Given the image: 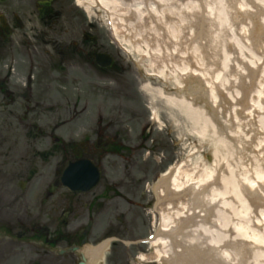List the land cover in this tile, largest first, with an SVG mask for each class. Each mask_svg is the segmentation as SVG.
<instances>
[{
	"label": "flooded vegetation",
	"instance_id": "flooded-vegetation-1",
	"mask_svg": "<svg viewBox=\"0 0 264 264\" xmlns=\"http://www.w3.org/2000/svg\"><path fill=\"white\" fill-rule=\"evenodd\" d=\"M0 16L8 31L0 25V264H132L156 169L152 119L137 134L133 124L139 77L123 48L64 0H39L31 30L14 13ZM55 83L84 100L66 121L68 142L55 136L63 125L39 127L40 94ZM40 139H59L52 179L40 180V161L52 165L40 157ZM70 165L83 186L97 176L92 189L63 187ZM89 248L99 249L95 262Z\"/></svg>",
	"mask_w": 264,
	"mask_h": 264
},
{
	"label": "bare ground",
	"instance_id": "bare-ground-1",
	"mask_svg": "<svg viewBox=\"0 0 264 264\" xmlns=\"http://www.w3.org/2000/svg\"><path fill=\"white\" fill-rule=\"evenodd\" d=\"M79 5L86 12L96 6L109 14L117 35L140 44L151 58L150 78L168 82V69L176 75L171 79L180 96L148 84L141 90L185 113L196 136L209 134L225 153L212 151L210 167L183 160L162 176L155 189L159 229L150 241L151 253L140 255L138 263L264 264V161L250 155L252 174L232 161L239 139L233 125L253 137L264 129V0H91ZM203 95L205 106L192 104ZM233 113L237 117L231 121ZM98 253L88 250L86 256L95 262Z\"/></svg>",
	"mask_w": 264,
	"mask_h": 264
},
{
	"label": "rangeland",
	"instance_id": "rangeland-1",
	"mask_svg": "<svg viewBox=\"0 0 264 264\" xmlns=\"http://www.w3.org/2000/svg\"><path fill=\"white\" fill-rule=\"evenodd\" d=\"M37 1L39 0H5L3 4L4 6L0 7V10L6 11L9 15L12 13L16 14L20 18L24 28L31 30L34 22L31 20L33 16L36 15ZM79 1L84 4H89L91 2V0H64L65 4L70 5L72 10L78 12L82 18L88 22L97 24L98 28L109 35L111 39L115 40L116 38L117 44L123 48V54L131 64L130 66L133 75L139 77V88L140 86L142 87L144 84L149 83L152 87H161L166 91L171 88L176 89L174 85L175 82L171 79L176 75L174 74V76H172V72L169 69L167 73L169 77L168 82L155 77L153 78L154 80H151V78L144 77V73L140 74L139 71L149 73L147 66L151 61L149 56H144V53L141 52L140 44L135 46L128 38L121 37L119 34L117 35L114 31L113 20L110 18L109 14L96 6H93L90 12H86L85 9L79 5ZM76 3L80 9L76 7ZM216 29H214V31ZM211 32L213 33V31ZM113 33H115V38ZM19 35H22V39L26 38V36H23V33H20ZM211 39L214 40L212 36ZM44 87L45 90L48 89L49 86ZM50 87L51 88L48 92L44 94L41 92L39 97V127L44 132L48 133L53 125H63L55 133V136L63 139L64 142H68V137L70 136L71 131L70 126L66 121L69 119V115L73 108H76L77 111L81 110L84 105V100L78 97V91L74 90L73 86H67L65 88L63 85L55 83ZM134 98L137 113L136 120L133 124L135 123L136 134L139 127L145 124L147 119L153 117L150 139L153 140V145L156 143V145H154V149L156 150L152 149L149 159V161H151L156 167V169L153 168L152 172L154 177L148 180L145 185V188L148 185L147 189L150 191L146 193V200L150 205L147 210L150 214L146 215L145 233L141 236V238H144L145 243L141 246H135L134 248V251H136L135 256L138 257L140 254L149 255L151 253L150 239L155 236L159 229L160 217L156 211L157 199L155 189L161 179V175L165 174L170 168L173 170L174 166L179 164L180 161L188 160L192 165L200 163H208L209 165L212 151H218L222 155L225 153L209 134L204 138H198L195 134L196 128L193 127V124L185 113L165 106L163 102L151 97L142 90H138ZM141 100L144 101L146 105L150 106V113L145 111L146 108L141 105ZM199 100H201L199 102L202 103H199L198 105H202L207 98L203 95L200 96ZM262 105L264 106V102ZM230 109L231 108L226 106L225 110L227 114L230 113ZM243 116L246 115L243 114ZM236 117L237 116H234L233 113L229 117V120L233 121ZM248 119L249 117L247 116V120ZM233 131L239 134V139L235 142L232 151V161H237L240 165L242 164L244 167L246 166L249 174H252V167L255 165V161L250 158V155L257 156L260 161H264V134H262L264 129L259 127V131L262 133L254 137L252 136L253 133L245 128L238 127L235 124L233 125ZM250 136H252V140H250ZM200 147L201 149H199ZM39 152L41 158H43V156L52 158V160L49 161V163H52L50 166L46 164L44 160L40 161V180L44 178L52 179L53 167L55 166L54 163L58 161L57 159L60 156L58 147H56V145L50 140L40 139ZM146 155L147 153L144 154V156ZM135 264L137 263L135 262Z\"/></svg>",
	"mask_w": 264,
	"mask_h": 264
},
{
	"label": "water",
	"instance_id": "water-1",
	"mask_svg": "<svg viewBox=\"0 0 264 264\" xmlns=\"http://www.w3.org/2000/svg\"><path fill=\"white\" fill-rule=\"evenodd\" d=\"M3 28L5 29L4 26H3ZM180 93H181V90L180 91L178 90L177 94H180ZM61 182H62L63 186L66 187L71 192H83V191L90 189V187H91V186L89 188L83 187L82 182H81V178H80V174L79 173L74 174L73 168L68 169L63 173L62 178H61Z\"/></svg>",
	"mask_w": 264,
	"mask_h": 264
}]
</instances>
